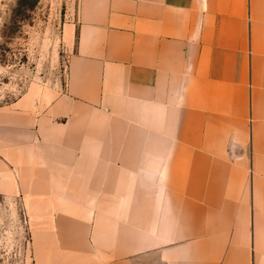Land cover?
Returning <instances> with one entry per match:
<instances>
[{
    "label": "crops",
    "instance_id": "0c3cea01",
    "mask_svg": "<svg viewBox=\"0 0 264 264\" xmlns=\"http://www.w3.org/2000/svg\"><path fill=\"white\" fill-rule=\"evenodd\" d=\"M65 86L0 108L31 264H264V0H66Z\"/></svg>",
    "mask_w": 264,
    "mask_h": 264
},
{
    "label": "rangeland",
    "instance_id": "374dc122",
    "mask_svg": "<svg viewBox=\"0 0 264 264\" xmlns=\"http://www.w3.org/2000/svg\"><path fill=\"white\" fill-rule=\"evenodd\" d=\"M65 16L66 0H0V108L32 88L65 86ZM31 263L24 208L0 196V264Z\"/></svg>",
    "mask_w": 264,
    "mask_h": 264
}]
</instances>
